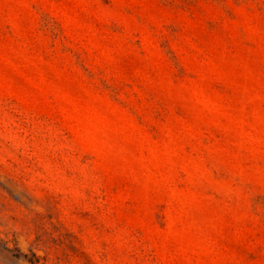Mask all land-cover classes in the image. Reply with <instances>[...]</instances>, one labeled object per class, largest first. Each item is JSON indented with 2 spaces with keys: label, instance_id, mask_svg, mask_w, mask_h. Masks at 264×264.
<instances>
[{
  "label": "rangeland",
  "instance_id": "obj_1",
  "mask_svg": "<svg viewBox=\"0 0 264 264\" xmlns=\"http://www.w3.org/2000/svg\"><path fill=\"white\" fill-rule=\"evenodd\" d=\"M0 264H264V0H0Z\"/></svg>",
  "mask_w": 264,
  "mask_h": 264
}]
</instances>
